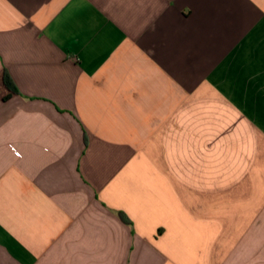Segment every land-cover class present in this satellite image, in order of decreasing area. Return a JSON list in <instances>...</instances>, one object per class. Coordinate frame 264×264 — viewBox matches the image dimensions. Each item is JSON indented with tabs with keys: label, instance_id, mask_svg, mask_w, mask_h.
I'll return each instance as SVG.
<instances>
[{
	"label": "crops",
	"instance_id": "0c3cea01",
	"mask_svg": "<svg viewBox=\"0 0 264 264\" xmlns=\"http://www.w3.org/2000/svg\"><path fill=\"white\" fill-rule=\"evenodd\" d=\"M0 264H264V0H0Z\"/></svg>",
	"mask_w": 264,
	"mask_h": 264
},
{
	"label": "trees",
	"instance_id": "16d2710c",
	"mask_svg": "<svg viewBox=\"0 0 264 264\" xmlns=\"http://www.w3.org/2000/svg\"><path fill=\"white\" fill-rule=\"evenodd\" d=\"M2 82L5 86L8 94L17 93V90L13 84V81L11 80V78L9 77V75L6 71H4L2 74ZM119 216L121 217V219L123 221L128 222V220L126 219V217L124 216L123 213L120 212Z\"/></svg>",
	"mask_w": 264,
	"mask_h": 264
},
{
	"label": "built area",
	"instance_id": "2783aa9c",
	"mask_svg": "<svg viewBox=\"0 0 264 264\" xmlns=\"http://www.w3.org/2000/svg\"><path fill=\"white\" fill-rule=\"evenodd\" d=\"M12 149H13V147L12 146H10Z\"/></svg>",
	"mask_w": 264,
	"mask_h": 264
}]
</instances>
